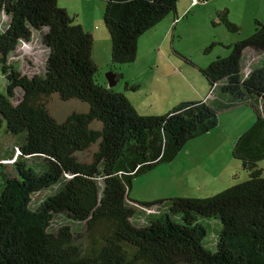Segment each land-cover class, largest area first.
<instances>
[{"label":"trees","instance_id":"obj_1","mask_svg":"<svg viewBox=\"0 0 264 264\" xmlns=\"http://www.w3.org/2000/svg\"><path fill=\"white\" fill-rule=\"evenodd\" d=\"M57 1L0 0V130L23 154L10 175L0 163V264H264V176L257 165L264 159V23L231 44L229 56L199 68L209 101L145 116L95 82L93 38ZM104 1L111 71L120 80L116 68L136 60L139 37L171 14L177 23L179 0ZM218 15L229 31L238 30L227 11ZM33 33L47 57L43 72L28 77L8 59ZM248 51L257 63L248 64ZM16 90L22 95L13 104ZM54 95L88 110L58 121L44 103ZM245 104L255 122L232 147L245 182L206 198L128 199L133 178L173 162L189 140L218 126L220 111Z\"/></svg>","mask_w":264,"mask_h":264},{"label":"rangeland","instance_id":"obj_2","mask_svg":"<svg viewBox=\"0 0 264 264\" xmlns=\"http://www.w3.org/2000/svg\"><path fill=\"white\" fill-rule=\"evenodd\" d=\"M57 3L58 8H64L67 11L74 24L86 23L87 29H84V31L91 34L93 38L92 60L99 68L94 80L99 85H107L108 75L111 72L113 73V71H111L110 64V35L103 21L105 1L58 0ZM177 6L179 8L180 6L183 7L184 14L182 16L186 12H190V14L186 17L179 16L175 25L172 21L168 24L169 19L173 18L171 14L165 19L166 21L164 20L146 31L139 37L136 60L116 68L122 75V79L118 80L117 85L112 89L115 92L122 93L141 115L160 116L182 102H190L195 98H200V101L211 98V96H208L209 85L199 68H206L208 64L218 57L229 56V46L231 44L250 37L254 32L256 22L264 23V0H206L198 3V5H192L191 0H179ZM223 11H227L229 21L237 26L238 30L236 32L229 31L220 21L218 14ZM4 23L5 18L1 25H4ZM166 33L167 37H165ZM39 37L38 33H33L30 43L20 44L14 54L10 55L8 59V62L18 66L21 74L28 77L41 74L44 69L47 53L40 45ZM171 42H173L172 45ZM174 52H177L188 61L182 60ZM245 55L246 61H250L248 64H252V61L255 63L259 61L257 55L251 51H248ZM160 56L170 58L171 63L167 60H161ZM149 58L159 60L158 63H155V70L152 72L143 70L141 64L142 61L147 62ZM175 67L179 70L177 71L178 74L181 71L180 75L175 72ZM5 84L4 78L0 75L1 92H4ZM131 85L137 86V91H132ZM21 95L20 91H15L13 104L17 103ZM44 103L48 112L58 121H62L73 112H86L88 110V106L85 103L77 100L59 102L56 95L44 99ZM242 109H247V114ZM249 111L252 112L253 122H255V111L250 104H245L232 110H224L218 115L220 117L221 115L232 113L231 115H234L235 119L232 117L233 123L228 125L230 130L239 126L244 132L253 124L252 122L247 125ZM245 120L246 127H244ZM200 139L206 142L207 137L201 135L189 140L173 162L157 164L147 173L133 178L131 187L128 190V199L139 202H151L176 196V192L181 189L182 182L181 171L177 166L179 157L188 150V147H193L196 144L194 150H200L199 148L202 146L199 143ZM234 142L235 140L232 142L231 147L226 143H222L217 150V155L223 158L217 168L218 171L222 170V172H218L216 177L220 187L224 181L222 178L234 170L232 159L240 164L239 160L232 157ZM14 143L12 137L3 134L0 130V163L5 165L6 168L2 171L8 175L12 174V162H14V159L18 156H23L18 148L12 147ZM10 147H12L13 159L12 157H7V152L5 151L9 152ZM210 151L206 149L199 151L197 152L199 155L195 158L199 161H201V158L206 159ZM186 155L191 154L187 153ZM207 161L211 164L212 157L208 156ZM262 164L264 166V159L257 163L259 168L262 169L264 176ZM231 179L233 180V176ZM246 180L247 177L244 181H239V177H236V179L234 178L236 183L229 185L225 189L243 183ZM213 190L216 192L217 184L213 185ZM221 191L209 193V195L204 197L187 198H206ZM37 197V194L32 196L33 203H35ZM39 198H41V195H39ZM203 220L201 221L202 224L208 226V220ZM132 224L138 226L136 221H133ZM211 228L217 232L218 226L217 224H212ZM211 239L214 238L211 237Z\"/></svg>","mask_w":264,"mask_h":264},{"label":"crops","instance_id":"obj_3","mask_svg":"<svg viewBox=\"0 0 264 264\" xmlns=\"http://www.w3.org/2000/svg\"><path fill=\"white\" fill-rule=\"evenodd\" d=\"M61 9H64V8H61ZM177 11H178L179 15L184 14V10H183L182 6H180V8L178 7ZM171 21H173L172 17H171V19H169L168 24H170ZM80 24H81V27L83 29H87L85 22H80ZM88 29H91V28H88ZM167 36L168 35L166 33L165 37H167ZM163 45H164V43H163ZM92 48H93V46H92ZM92 58H93V54H92ZM159 58L161 60H164V61L167 60L169 63H171L170 58H168V57L160 56ZM147 60H148L147 62L142 61V63H141L143 66V70H149L150 72H152L153 70H155V67H154L155 63H158L159 60L158 59H151V58H149ZM160 64H161V62H160ZM200 66L202 67V65H200ZM177 71H179V70L176 68L175 72L178 74ZM180 74H181V71L178 75H180ZM210 99L211 98H208V101ZM200 100H201L200 98H195L192 101H200ZM202 101H204V100H202ZM230 110H232V109H230ZM242 110L245 111V113L247 114V109H242ZM222 111H224V110H222ZM222 111H220L219 114ZM231 114L232 113H229V115H224V116L221 115L220 117L218 115V126L215 129H213L212 131L205 134V136L207 137L206 142H204L203 139L199 140V143H201V145H202L199 148L200 150H194L196 145H197L196 144L193 147H190V148L188 147V150L185 153H182V155H180L179 161L177 162V166H178L179 170L181 171L180 176H181L182 182H181V186H180L181 189H179L176 192V194H175L176 196H178V197H204L205 195H209V193H213V192L216 193L218 191L225 189L229 185H233L234 183H236V181L231 179L232 176L239 177V181H244V179H246V175L242 171L240 164L236 163L232 159V164L234 165L233 172L227 174L226 176H224L222 178V180H224V181L222 182V180H221V182H222L221 187L217 183V181H218V179L216 178L217 174H218V172H222V170L218 171L217 168H218V165L223 160L222 157H219L217 155L218 148L220 147V145L222 143H226V144L230 145V147H231L232 142L239 135H241L243 133L242 132L243 130H241V127H239V126H237L236 128L234 127L232 130H230L228 125H230V123H233V119H235L234 115H231ZM248 116L249 117L247 118V125H249V123H251L254 119L251 111H249ZM232 117H233V119H232ZM244 127H246V120L244 122ZM196 142L198 143V141H196ZM204 149H206L207 151L211 150L210 154L208 155V156L212 157V163L211 164H209L207 161L208 156L206 157V159L201 158V161H199L195 158L196 156L199 155V153H197V152L202 151ZM187 153H190L191 155H186ZM262 166H263V164H262ZM214 184H217L216 192L213 190Z\"/></svg>","mask_w":264,"mask_h":264},{"label":"water","instance_id":"obj_4","mask_svg":"<svg viewBox=\"0 0 264 264\" xmlns=\"http://www.w3.org/2000/svg\"><path fill=\"white\" fill-rule=\"evenodd\" d=\"M107 79H108V80H107V86H108V88H113V87L116 86L117 83H118V79H117V77H116L112 72L109 73Z\"/></svg>","mask_w":264,"mask_h":264},{"label":"clouds","instance_id":"obj_5","mask_svg":"<svg viewBox=\"0 0 264 264\" xmlns=\"http://www.w3.org/2000/svg\"><path fill=\"white\" fill-rule=\"evenodd\" d=\"M197 3H198V2L193 3L192 0H191V4H192V5H195V4H197ZM4 18H5V17H3L2 21L4 20ZM5 19H6V18H5ZM2 21H1V22H2ZM1 28H2V27H1ZM21 44H25V43H21ZM19 45H20V44H19ZM14 157H15V155H14ZM12 159H13V158H12ZM15 159H16V158H15ZM15 159H14V161H15ZM12 163H13V162H12Z\"/></svg>","mask_w":264,"mask_h":264},{"label":"built area","instance_id":"obj_6","mask_svg":"<svg viewBox=\"0 0 264 264\" xmlns=\"http://www.w3.org/2000/svg\"><path fill=\"white\" fill-rule=\"evenodd\" d=\"M192 2H193V3H196V2H198V0H192Z\"/></svg>","mask_w":264,"mask_h":264}]
</instances>
